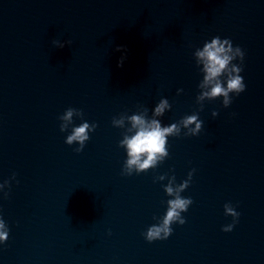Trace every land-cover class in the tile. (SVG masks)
I'll use <instances>...</instances> for the list:
<instances>
[{
    "label": "water",
    "instance_id": "water-1",
    "mask_svg": "<svg viewBox=\"0 0 264 264\" xmlns=\"http://www.w3.org/2000/svg\"><path fill=\"white\" fill-rule=\"evenodd\" d=\"M216 36L232 64L245 53L228 107L197 99L210 86L194 53ZM132 115L180 129L139 174L121 143ZM85 122L77 152L66 140ZM193 169L186 223L149 242L176 198L165 186ZM225 205L240 213L228 232ZM0 220V264H264V0H0Z\"/></svg>",
    "mask_w": 264,
    "mask_h": 264
},
{
    "label": "clouds",
    "instance_id": "clouds-1",
    "mask_svg": "<svg viewBox=\"0 0 264 264\" xmlns=\"http://www.w3.org/2000/svg\"><path fill=\"white\" fill-rule=\"evenodd\" d=\"M58 43V42H57ZM68 45L72 44L71 40L65 42ZM60 47H64L63 44ZM123 49L117 48V51H122ZM233 52V43L231 39H221L219 36L211 39L210 42H205L204 46L201 49L197 48L194 55L197 58V62L202 63V72L205 73L203 82L200 84V87L203 88L205 86H210V91H205L202 95L198 96L197 99L202 100L204 97L209 98H217L220 96H224L225 99L223 101V106L228 107L232 103V99L228 97L229 92H235L236 95L245 91L246 85L244 83L243 76L240 73L244 70L242 65L245 57L244 51L239 47H235V53L240 58V65L232 64V61L236 59L234 55H230ZM124 59L126 56H122L120 60V65L123 66ZM231 65V67H230ZM228 74L227 79V88L223 86L221 83V77L225 74ZM168 101L166 99H162L158 106L155 108V115L161 116L163 115L166 108H170ZM75 111H79L81 114L82 110L69 108L66 111V114L61 117V119L71 121L73 113ZM218 115V112H213V116ZM132 121L133 127L137 128L138 131L131 138L125 137L124 141L121 143L127 146L128 157L127 167L132 168L136 167L137 173L147 170L151 167H154V161L156 160L157 154H160L161 159L164 156L168 155L165 151V142L166 135H178L180 129L177 123H173L167 127H161V123L159 120L152 119L150 122L145 119L144 115H132L130 117ZM122 121H117L113 119V125L117 126L121 124ZM183 123L184 127H189L191 124L195 123L196 127L189 128V132L192 135H196L199 132L201 123L197 122V116H186L180 122ZM90 125L85 122L74 128L73 134L68 136L66 143L71 145L74 141H79L81 143V148L76 149L77 152L83 151L84 141L88 139L87 131ZM97 125L92 127V130L95 131ZM64 130V126H61V131ZM187 135V134H185ZM147 154V158L141 161V157ZM195 172L193 169L192 172L189 173V179L184 181L178 188L174 189L172 186V180L175 177H172L169 184L165 186V191L169 195H176L175 199L168 200V208L166 215L163 217V223L159 225H152L147 230L145 237L149 242L155 240H165L172 235L173 229L171 228L172 223H179L183 225L186 223L185 218L180 216L181 211H187L188 206L193 203L191 198H181L178 195L179 191H183V189L190 185L192 175ZM164 176H160L159 179H164ZM226 214L232 215L235 219L233 224L228 225L223 228V231H232L235 226V223L238 222L240 213L235 211L232 207L225 205ZM5 225L3 220H0V229H4ZM111 234V233H109ZM8 239L7 231H0V240L6 241Z\"/></svg>",
    "mask_w": 264,
    "mask_h": 264
}]
</instances>
